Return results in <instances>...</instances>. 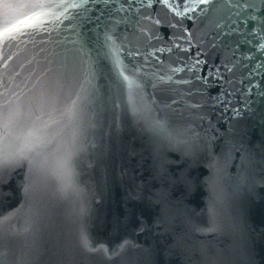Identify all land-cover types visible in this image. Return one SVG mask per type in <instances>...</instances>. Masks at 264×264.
I'll return each instance as SVG.
<instances>
[{"label":"water","instance_id":"water-1","mask_svg":"<svg viewBox=\"0 0 264 264\" xmlns=\"http://www.w3.org/2000/svg\"><path fill=\"white\" fill-rule=\"evenodd\" d=\"M0 264H264V0H0Z\"/></svg>","mask_w":264,"mask_h":264},{"label":"snow or ice","instance_id":"snow-or-ice-1","mask_svg":"<svg viewBox=\"0 0 264 264\" xmlns=\"http://www.w3.org/2000/svg\"><path fill=\"white\" fill-rule=\"evenodd\" d=\"M208 0H200V3H207ZM4 124H3V118L2 116H0V128H3Z\"/></svg>","mask_w":264,"mask_h":264}]
</instances>
